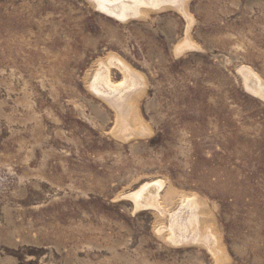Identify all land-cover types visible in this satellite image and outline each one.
Listing matches in <instances>:
<instances>
[{
    "label": "rangeland",
    "instance_id": "374dc122",
    "mask_svg": "<svg viewBox=\"0 0 264 264\" xmlns=\"http://www.w3.org/2000/svg\"><path fill=\"white\" fill-rule=\"evenodd\" d=\"M181 2L0 0V264H221L134 208L156 180L171 212L202 204L222 264H264V101L238 73L264 83V0ZM111 56L141 78L126 103L89 90Z\"/></svg>",
    "mask_w": 264,
    "mask_h": 264
},
{
    "label": "bare ground",
    "instance_id": "6f19581e",
    "mask_svg": "<svg viewBox=\"0 0 264 264\" xmlns=\"http://www.w3.org/2000/svg\"><path fill=\"white\" fill-rule=\"evenodd\" d=\"M89 1L93 2L95 8L98 9V11H100L101 13L105 14L106 16L113 17L114 19L120 21H124L125 19L131 17H137L138 15L143 14L146 10L160 9L163 6H176V4L179 3V1L181 2V0H89ZM112 66L116 67L122 76V79L121 81H119V83L113 82L112 79L110 78V67ZM238 73L242 78L245 90L251 93L252 95H254L256 98H259L262 101H264V85H263L264 83L261 81L258 75L247 67H242L238 69ZM138 84L140 85L142 84L141 78L135 75V71H133L128 65H126L123 61H121L118 57L111 56L108 63L101 64L94 73L89 84V90L95 96L101 99H105V101L106 99L111 98L113 99V101L122 102L127 92L134 89ZM127 119L128 117L126 118V120ZM137 119L138 118H136V120ZM163 187H164V183L160 180L148 182L143 184L136 192L128 195L127 198L133 201L134 208L136 210L154 209L158 212L160 216L166 217L168 219V224L166 228H159V230L157 231L158 233H162L165 231L166 233V236H164L166 237L165 241L169 242L170 244H173L174 247L179 245L202 244V246H206L207 250L213 256H215L222 264V252L220 250V242L218 241L219 237L217 238L212 225L210 223H205L202 227H200L201 226L200 217L203 214V212L201 211L202 204L194 196L192 197L182 196L180 198L179 209L175 212H171L169 209H166V207L163 206L161 202L160 191L163 189ZM219 255L220 257H217Z\"/></svg>",
    "mask_w": 264,
    "mask_h": 264
},
{
    "label": "water",
    "instance_id": "95a60500",
    "mask_svg": "<svg viewBox=\"0 0 264 264\" xmlns=\"http://www.w3.org/2000/svg\"><path fill=\"white\" fill-rule=\"evenodd\" d=\"M94 4V3H93Z\"/></svg>",
    "mask_w": 264,
    "mask_h": 264
}]
</instances>
